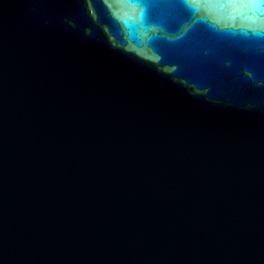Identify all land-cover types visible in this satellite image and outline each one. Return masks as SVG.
Here are the masks:
<instances>
[{
	"label": "water",
	"instance_id": "1",
	"mask_svg": "<svg viewBox=\"0 0 264 264\" xmlns=\"http://www.w3.org/2000/svg\"><path fill=\"white\" fill-rule=\"evenodd\" d=\"M0 264H264V0H0Z\"/></svg>",
	"mask_w": 264,
	"mask_h": 264
}]
</instances>
